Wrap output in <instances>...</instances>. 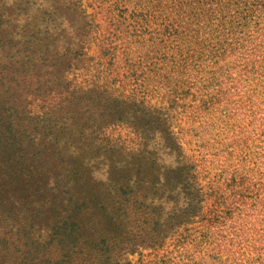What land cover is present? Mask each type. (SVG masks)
I'll list each match as a JSON object with an SVG mask.
<instances>
[{
    "label": "rangeland",
    "instance_id": "1",
    "mask_svg": "<svg viewBox=\"0 0 264 264\" xmlns=\"http://www.w3.org/2000/svg\"><path fill=\"white\" fill-rule=\"evenodd\" d=\"M97 2L107 56L61 0H0V264H264V20L186 74L137 0Z\"/></svg>",
    "mask_w": 264,
    "mask_h": 264
},
{
    "label": "trees",
    "instance_id": "2",
    "mask_svg": "<svg viewBox=\"0 0 264 264\" xmlns=\"http://www.w3.org/2000/svg\"><path fill=\"white\" fill-rule=\"evenodd\" d=\"M136 3H140L139 9H143L140 15L151 16L157 27L161 28L160 34L163 36L164 44L176 52L177 66L186 74L196 71L198 65L205 60L201 56L207 55L210 50L211 57H208L212 58L214 64L222 61L225 52L234 48V45L239 46L244 43L243 37L240 40L233 39V34L238 32V28L249 24L258 26L264 20V0H137ZM60 4L59 6L64 4L68 13L71 9L72 13L69 15L78 23L72 27L79 37L78 51L87 56L86 50L94 45L101 56H107L106 47L93 42L95 36H91L93 25L90 18L95 17L97 11L102 10L101 5L98 2L93 4L96 5L94 7L91 5L92 14H88L84 8L86 6L84 0H61ZM125 49L124 47L123 54L127 56ZM92 60L93 58L90 59ZM72 61L73 58L69 59V68L66 72L73 70ZM165 73L173 74L172 70L167 69ZM99 87L100 84L94 82L90 92H96ZM101 94L103 99L114 100L117 107L121 104L120 100L122 104L146 103L145 96H136L132 90L127 95L126 91L117 84L115 89L108 92L107 88ZM181 170H183L181 167L176 169L177 172ZM77 226L75 222H64L63 235L72 241H77L80 237L76 234Z\"/></svg>",
    "mask_w": 264,
    "mask_h": 264
}]
</instances>
